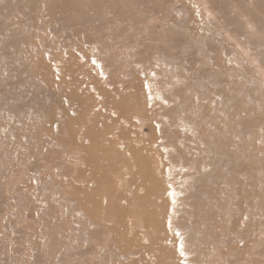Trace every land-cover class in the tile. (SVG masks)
<instances>
[{
    "label": "rangeland",
    "instance_id": "rangeland-1",
    "mask_svg": "<svg viewBox=\"0 0 264 264\" xmlns=\"http://www.w3.org/2000/svg\"><path fill=\"white\" fill-rule=\"evenodd\" d=\"M0 264H264V0H0Z\"/></svg>",
    "mask_w": 264,
    "mask_h": 264
},
{
    "label": "bare ground",
    "instance_id": "bare-ground-1",
    "mask_svg": "<svg viewBox=\"0 0 264 264\" xmlns=\"http://www.w3.org/2000/svg\"><path fill=\"white\" fill-rule=\"evenodd\" d=\"M78 22H79V20H78ZM87 36H88V35H87ZM102 63H103V62H102ZM99 65H100V64H99ZM101 65H102V64H101ZM102 66H103V65H102ZM102 66H101V67H102ZM153 67L156 68V66H153ZM155 68H154V69H155ZM158 78H160V77L158 76ZM160 80H163V79H160ZM164 80H166V79H164ZM162 82H163V81H162ZM166 83H167V82H166ZM165 86H166V85H165Z\"/></svg>",
    "mask_w": 264,
    "mask_h": 264
}]
</instances>
